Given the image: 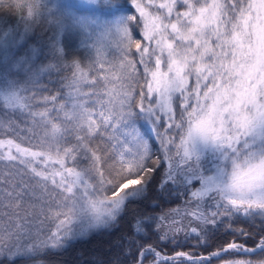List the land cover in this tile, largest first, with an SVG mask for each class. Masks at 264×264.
Listing matches in <instances>:
<instances>
[{"label": "snow or ice", "instance_id": "6c2138e0", "mask_svg": "<svg viewBox=\"0 0 264 264\" xmlns=\"http://www.w3.org/2000/svg\"><path fill=\"white\" fill-rule=\"evenodd\" d=\"M0 13L16 21L0 29V264H46L153 192L183 206L138 213V233L235 239L171 256L145 241L136 264H264V0H0Z\"/></svg>", "mask_w": 264, "mask_h": 264}, {"label": "trees", "instance_id": "16d2710c", "mask_svg": "<svg viewBox=\"0 0 264 264\" xmlns=\"http://www.w3.org/2000/svg\"><path fill=\"white\" fill-rule=\"evenodd\" d=\"M39 35L46 40L50 32L44 31L39 33ZM61 39L68 49L79 50L81 56L89 54L88 50L80 47L82 36L78 32L65 31ZM29 43L41 49L40 54L36 57V62L41 59L43 61H40L42 64L46 65L50 62L51 58L47 55V48H41V45L37 43L35 35L30 38ZM62 75H69V73L64 71ZM61 78L62 76L55 72L41 77L43 84L50 89L58 88L59 85L56 82ZM178 199L180 198H178L176 192H173L171 195L165 194L163 197L153 192L148 200L131 206V209L127 213L133 216L130 223H128L130 217L126 218V214L116 226L107 230L94 231L90 235L72 241L65 249L59 251L57 254L50 255L47 258L46 264H133L135 262L134 254L137 252L139 245L145 243V241L159 247L167 254H173L176 249H188L195 254L203 255L206 253L205 246L211 245L212 250H215L224 240L235 239V237L226 234V229L223 226L214 232L210 239L200 241L199 243L196 239L192 238V234L187 236L188 240H180L174 243L169 242L167 239L158 238L156 229L139 233L136 231V219L134 217H137L138 213L147 212L150 216H157L160 213L159 211L164 210L171 203H179L181 200ZM157 204L159 207H156ZM254 224L255 229L260 227L259 220H256ZM232 226L234 228L255 230L250 229L249 225L243 222L233 224ZM181 237L185 238V234H180L177 239L179 240ZM148 261H152V258L149 257ZM18 264H29V262L21 259L18 261Z\"/></svg>", "mask_w": 264, "mask_h": 264}, {"label": "rangeland", "instance_id": "374dc122", "mask_svg": "<svg viewBox=\"0 0 264 264\" xmlns=\"http://www.w3.org/2000/svg\"><path fill=\"white\" fill-rule=\"evenodd\" d=\"M15 19L13 18V17H8V16H6L5 14H3V13H0V29H2L6 24H9V25H11V24H15ZM41 62H43L42 61V59L40 60ZM39 60H37V62H38V64H39V62H40ZM36 62V63H37ZM40 62V64H42ZM45 65V64H44ZM61 76V75H60ZM63 76V75H62ZM65 76H67V75H65ZM178 200H181L179 203L177 202V203H171L170 205H168L167 207H165V209L164 210H162V211H159L160 213L157 215V216H160V215H163L164 213H166V212H168L169 210H171V209H173V208H180V207H182L183 206V203H184V199H183V197L182 196H180V199H178ZM128 217H130V220L128 221V223H130V221L132 220V218H133V216H130V215H128L127 214V216H126V218H128ZM123 219V218H122ZM125 220V219H124ZM180 234H185L184 232H177V233H169V235H168V237L167 238H164V239H167L169 242H176V241H180V240H188L187 238H183V237H181V239H177V237H179V235ZM161 235H162V233H161ZM183 238V239H182ZM153 246V245H152ZM153 247H155L156 248V250L158 251V252H160V253H162V254H164V255H168V256H171V255H173V254H171V253H166V252H164L163 250H161L159 247H156V246H153ZM175 251H186V252H190V253H193V252H191V251H189L188 249L187 250H185V249H176V250H174V252ZM195 254V253H194ZM207 253H204L203 255H206ZM201 255V254H200ZM152 261H148L147 263L148 264H152L151 263ZM133 264H136V261L133 263Z\"/></svg>", "mask_w": 264, "mask_h": 264}, {"label": "water", "instance_id": "95a60500", "mask_svg": "<svg viewBox=\"0 0 264 264\" xmlns=\"http://www.w3.org/2000/svg\"><path fill=\"white\" fill-rule=\"evenodd\" d=\"M148 264V263H147Z\"/></svg>", "mask_w": 264, "mask_h": 264}]
</instances>
